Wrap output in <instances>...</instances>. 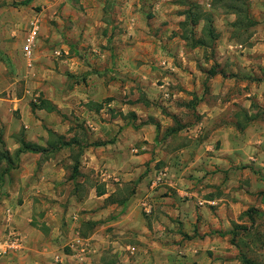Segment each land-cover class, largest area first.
I'll return each mask as SVG.
<instances>
[{"label":"crops","instance_id":"crops-1","mask_svg":"<svg viewBox=\"0 0 264 264\" xmlns=\"http://www.w3.org/2000/svg\"><path fill=\"white\" fill-rule=\"evenodd\" d=\"M198 2L202 6L204 0ZM144 3L147 6L151 4L154 13L161 9V0L158 3L157 0H142L137 2L136 7L142 8ZM206 5V11H210V3ZM224 16L233 15L223 12ZM252 16L261 25L257 24L261 30L257 40L264 42V19ZM178 20H181L180 17ZM173 30L174 38L167 49L176 44L175 40L181 42L177 29ZM198 50V47L181 49L176 54L178 59L171 70L173 76L164 79L179 86L170 92L175 102L164 106L174 123L190 129L188 133L191 136L199 137L210 127H215L210 135L218 139L222 134L220 127L223 126L221 113L230 106V103L222 100L228 87L224 84L220 69H215V73L209 76L208 71L198 68L207 66ZM31 65L30 62L28 66ZM78 66L74 67L73 74L80 72L76 71ZM88 77L85 87L74 86L71 97L63 96L66 95L61 92L63 86H56L57 97L51 103L55 107L54 112L66 114L70 110L69 99L82 100L89 107L97 103L94 95L102 91L105 93V87L97 84L91 75ZM49 85L45 84L46 91ZM152 94L146 92V98L153 102V98L158 99L168 93L160 85ZM52 98L49 97L47 101L50 103ZM193 99L195 105L191 103ZM181 109L191 111L193 117L186 126L177 113ZM13 112L20 116L17 120L12 117ZM40 112L43 116L39 115ZM87 112L90 115L87 121L60 118L53 125V112L44 109L33 111L25 96L0 97V132L9 154L12 155L19 148V136L25 142L43 148L47 147L48 131L56 133L65 142H75L52 153L20 154L18 164L0 182V264H172L173 260L169 257L170 240L179 238V234L166 232V227L172 229L175 226L171 217L194 224L199 219L196 231L205 236L204 240L195 242L186 251L188 260L193 261V258L203 256L210 249L208 242H205L210 230L227 231L224 228L225 221L228 222L224 203L232 208L237 207L240 212L245 203L250 202L254 187L258 183L264 186V179L257 176L259 171L263 174L261 168L264 163L258 161L264 147L263 134L240 136V151L234 154L224 150H213V153L206 154L204 150L211 149L206 142L195 145V151L189 146L180 147L183 150L180 149L181 153H178L179 162L175 160L174 163H177L174 166L166 164L165 169L157 170L158 132L154 124L160 126L163 123L157 119V113L151 118L153 122L139 123L138 120L134 125L117 126L118 121H106L104 113L102 120L97 117L95 120L93 117L97 116V112L90 108ZM81 121L84 122L83 126L89 128L85 129L86 135L78 132ZM186 129L179 128L172 136H184L188 134ZM229 134L236 138L232 130ZM260 142H263L262 145H258ZM75 156L79 166L73 171L70 166L73 167L72 157ZM240 161L245 166L241 180L249 179L250 186L245 184L237 188V192L231 195L235 199L225 202V186L220 183L222 172ZM97 168L99 170L95 171ZM14 172L15 176H12ZM160 173L164 174L161 181L165 183L157 191ZM97 190L103 194L97 195ZM21 193L24 194L22 202ZM35 197L41 199L37 202ZM201 199L214 201L216 205L220 203L221 207L207 206L206 200L202 202ZM232 214L236 218L234 211ZM206 222L213 227L209 228ZM220 224L222 229H219ZM9 232H14L17 242L3 252ZM66 237L68 240L63 245Z\"/></svg>","mask_w":264,"mask_h":264},{"label":"rangeland","instance_id":"rangeland-1","mask_svg":"<svg viewBox=\"0 0 264 264\" xmlns=\"http://www.w3.org/2000/svg\"><path fill=\"white\" fill-rule=\"evenodd\" d=\"M22 1L25 0H0V97L25 96L29 106L31 103H38L41 99L47 100L53 97L50 99V103L53 104L57 97V85L63 86L61 92L66 94L63 96H70L74 86L85 87L88 76L91 75V78L106 90L105 93L102 91L101 94L94 95L96 104L100 105L98 111L94 105L89 107L90 105L87 106L82 100L69 99L67 101L70 110L66 114L61 115L60 111L52 113L53 125L56 124L54 121L60 118L87 121L90 116L87 112L88 108L97 112V116L92 115L93 119L97 117L102 120L104 113L105 120L118 121L117 126L134 125L138 120L139 123L148 122L157 113V119L163 122L157 134V170L165 169L166 164L174 166L179 162L178 153L183 150L180 147L189 146L195 151L197 150L195 145L206 142L208 148L211 146V149L204 150L206 154L213 153V150H224L223 152L234 154L235 151H240V136L264 135V45H262L264 42L257 40L261 25L252 18V15H256L255 17L260 20L264 19V0H245L249 8V16L256 22V25L250 27L244 25L232 27L234 16L223 17L222 10L215 9L212 25L217 40L211 43L209 48L198 50L202 53L204 64L207 65L198 68L208 71L209 76L215 73V69H220L225 80L224 84L228 87V92L222 100L230 103V106L221 113L223 126L220 127L222 134L218 139L210 135L211 129L215 127H210L208 132L199 137L191 136L188 133L190 129L176 125L164 106L169 102H175L170 92L179 86L164 78L173 76L171 70L178 59L176 54H179L181 49H189L187 46L186 49L184 48L185 41L180 38L181 42L175 40L176 44H172L171 49L166 47L174 38L172 34L175 33L174 28L179 35L181 34L179 22L183 21L184 17L180 13L188 9L187 2L199 3L200 0H161V9H157V13L152 12L151 4L147 6L144 3L142 8L138 9L137 2L142 0H32L27 5H22ZM209 3L211 0H204L201 7L206 10V4ZM179 17L181 20H178ZM258 23L260 26L257 25ZM34 25L38 27L37 38L32 47V65L29 67L22 50L27 34ZM200 28L201 24L193 30L196 37L199 36ZM257 55L259 56L256 57ZM163 60L166 62L164 66L161 65ZM75 66L79 67L76 71H80L77 75L73 74ZM46 83L50 84L48 91L44 87ZM160 85L168 94L158 99L153 98V102L149 101L146 92L153 95L154 89ZM246 94L250 96L246 97ZM191 101L192 105H195V100ZM109 103L111 106L108 107ZM177 113L181 120L185 121V126L192 122L191 111L186 112L185 109H181L180 113ZM11 115L16 120L20 117L17 112ZM39 115L43 116L41 112ZM36 119L44 121L40 117ZM83 124L84 122L80 124L81 129L78 130L80 135L84 133L86 135L85 129H89ZM179 128L186 129L188 134L172 136ZM170 130L175 132L168 134ZM231 130L232 134L236 135L235 139L229 134ZM19 133L22 135L21 132ZM222 135L225 137L223 138ZM234 146L236 150H233ZM261 149L262 154L258 161L264 163V147ZM77 156L72 158L73 162L76 161L78 164ZM175 160L177 162L174 163ZM70 167L72 168V165ZM243 167L245 166L240 161L222 172L220 183L225 186V202L235 199L231 195L237 192V188L245 184L250 186L249 179L241 180L244 176ZM263 168H261L263 174L261 171L257 173L258 178L264 179ZM98 170L97 168L95 171ZM12 176H15V172ZM164 183V181L157 182V191L164 187ZM254 191L250 202L245 203V209L242 207L243 210L241 209L240 212L237 207L232 208L222 201L226 204L223 209L226 212L225 219L228 221L224 224L227 231L210 230L205 241L208 242L210 249L206 250L203 256L193 258L195 259L193 261L188 260L186 251L195 242L204 240L205 234L196 231L197 223L200 224V221L197 219V223L194 224L171 217L175 226L172 229L166 227V232L179 234V238L170 240L169 257L173 260L172 264H241L238 250L230 244L231 236L227 232L231 230L233 224L249 226L245 218L241 220L239 218V215L248 208L264 210V186L258 183ZM23 199L24 194L21 193L20 201L22 202ZM38 199L41 198H36L37 202ZM203 200L206 199L200 201ZM216 207H221V204H217ZM233 211L236 218L232 214ZM256 223L260 226V219H257ZM207 226L213 227L208 224ZM219 229H222L221 224ZM67 240L66 237L63 245ZM243 240L242 249L243 244L248 242ZM248 246L250 248L248 250L244 248L243 251L247 255L256 254L253 246L249 243ZM195 247L198 249L197 246ZM65 249L68 248L65 246ZM65 252L68 253L67 250Z\"/></svg>","mask_w":264,"mask_h":264},{"label":"trees","instance_id":"trees-1","mask_svg":"<svg viewBox=\"0 0 264 264\" xmlns=\"http://www.w3.org/2000/svg\"><path fill=\"white\" fill-rule=\"evenodd\" d=\"M32 0L22 1V5H27ZM188 9L180 13L184 17V20L179 22L181 34L179 38L185 41L188 48H209L211 43L217 40V34L212 25V11L215 9H221L222 12L234 16V21L231 23L232 27H238L244 25L245 27L256 25V22L249 16V8L245 0H211L210 11L204 10L201 5L194 2H187ZM201 24L199 36L193 33L194 28ZM95 109L98 111L100 105L95 104ZM31 109H44L49 112H54L55 107L45 99H41L38 103H31ZM150 122H153L149 119ZM156 131L159 130V125L154 124ZM174 133V130H170L169 133ZM49 140L47 141V147L43 148L36 144L25 142L24 139L19 136L18 144L19 148L11 155L6 150L4 142L2 140V134L0 132V182L3 181L6 175H9L11 168L18 164L19 156L22 153H44L49 151L55 152L63 147H70L75 142L70 140L68 142L63 141L62 137L56 135L52 131H48ZM52 138H54L52 140ZM98 145V144H95ZM78 167L77 162L73 164V171H76ZM103 192L97 190V195H102ZM263 206H264V193H263ZM240 220L245 218L249 222V226L233 224L230 231L227 232L231 236L230 244L235 246L238 250V257L241 264H264V210L257 208H248L239 215ZM260 219V226L256 225V220ZM242 235V237H241ZM247 240L248 242L243 244L244 248L248 250L251 244L255 249L256 254L247 255L241 247V243ZM261 254V256L259 255Z\"/></svg>","mask_w":264,"mask_h":264},{"label":"built area","instance_id":"built-area-1","mask_svg":"<svg viewBox=\"0 0 264 264\" xmlns=\"http://www.w3.org/2000/svg\"><path fill=\"white\" fill-rule=\"evenodd\" d=\"M37 25H34L31 30L28 32L24 46H23V55L26 58L28 65H30L31 57H32V47L35 44L36 38H37ZM162 65H165V62L163 61L161 63ZM162 177H164L163 173H160L157 177V182L162 180ZM155 185V184H153ZM206 204L210 206H216V203L214 201H206ZM200 205L202 202L199 203ZM17 238L14 232H9L6 238L5 246L3 247V252H6L7 249L11 248L12 246L16 245Z\"/></svg>","mask_w":264,"mask_h":264}]
</instances>
